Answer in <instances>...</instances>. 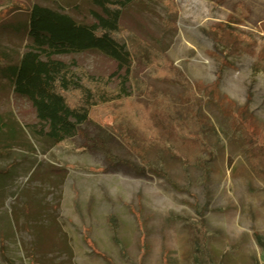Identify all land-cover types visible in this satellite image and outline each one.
<instances>
[{
	"label": "rangeland",
	"instance_id": "rangeland-1",
	"mask_svg": "<svg viewBox=\"0 0 264 264\" xmlns=\"http://www.w3.org/2000/svg\"><path fill=\"white\" fill-rule=\"evenodd\" d=\"M175 2L139 0L121 18L170 63V79L131 69L130 97L158 135L117 111L49 146L5 77L33 43L19 27L35 4L87 22L97 8L0 0V129H17L0 130V264H264V0ZM57 58L115 70L98 51Z\"/></svg>",
	"mask_w": 264,
	"mask_h": 264
},
{
	"label": "trees",
	"instance_id": "trees-1",
	"mask_svg": "<svg viewBox=\"0 0 264 264\" xmlns=\"http://www.w3.org/2000/svg\"><path fill=\"white\" fill-rule=\"evenodd\" d=\"M91 1L97 8L91 22L35 4L25 26L19 27L33 43L22 55L10 57L5 68L14 92L25 97L36 112L41 128L33 132L35 138L41 136L49 146L75 136L78 125L89 118L101 124L117 111L147 135H158L152 126L151 109L132 100L129 93L135 60L154 68L159 78L172 77L165 54L144 43L121 22L123 12L139 0ZM163 3L176 13L175 0ZM175 27V22H165V32ZM92 51L101 52L114 63L115 70L108 77H96L77 64L57 58ZM136 89L147 90L139 84ZM3 128L9 130L8 139H15L14 122Z\"/></svg>",
	"mask_w": 264,
	"mask_h": 264
},
{
	"label": "bare ground",
	"instance_id": "bare-ground-1",
	"mask_svg": "<svg viewBox=\"0 0 264 264\" xmlns=\"http://www.w3.org/2000/svg\"><path fill=\"white\" fill-rule=\"evenodd\" d=\"M210 68H211V63L210 66H204V69L210 70ZM231 83L235 88H240L239 84H237L235 80H233Z\"/></svg>",
	"mask_w": 264,
	"mask_h": 264
}]
</instances>
